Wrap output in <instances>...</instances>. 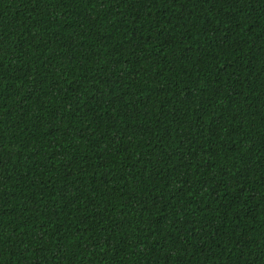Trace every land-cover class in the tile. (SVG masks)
Wrapping results in <instances>:
<instances>
[{
  "label": "trees",
  "instance_id": "obj_1",
  "mask_svg": "<svg viewBox=\"0 0 264 264\" xmlns=\"http://www.w3.org/2000/svg\"><path fill=\"white\" fill-rule=\"evenodd\" d=\"M0 264H264V0H0Z\"/></svg>",
  "mask_w": 264,
  "mask_h": 264
}]
</instances>
